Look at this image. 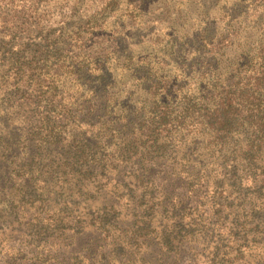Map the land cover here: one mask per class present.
I'll return each instance as SVG.
<instances>
[{"label": "trees", "instance_id": "obj_1", "mask_svg": "<svg viewBox=\"0 0 264 264\" xmlns=\"http://www.w3.org/2000/svg\"><path fill=\"white\" fill-rule=\"evenodd\" d=\"M255 44L181 80L0 41V264H264Z\"/></svg>", "mask_w": 264, "mask_h": 264}, {"label": "rangeland", "instance_id": "obj_2", "mask_svg": "<svg viewBox=\"0 0 264 264\" xmlns=\"http://www.w3.org/2000/svg\"><path fill=\"white\" fill-rule=\"evenodd\" d=\"M43 40L66 43L78 61L153 56L161 76L196 80L223 45L229 57L264 43V0H0L1 44Z\"/></svg>", "mask_w": 264, "mask_h": 264}]
</instances>
